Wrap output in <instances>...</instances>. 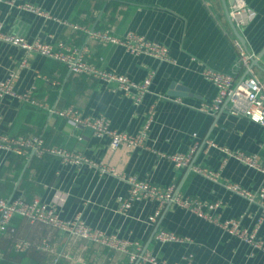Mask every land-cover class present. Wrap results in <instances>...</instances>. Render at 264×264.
<instances>
[{
    "label": "crops",
    "instance_id": "obj_1",
    "mask_svg": "<svg viewBox=\"0 0 264 264\" xmlns=\"http://www.w3.org/2000/svg\"><path fill=\"white\" fill-rule=\"evenodd\" d=\"M9 1L0 0L2 33L17 34L29 42L40 39L56 44L63 40L74 46L85 45L87 61L134 81H142L150 71L154 74L148 92L135 104L131 96L113 91L101 80L69 72L59 61L27 54L0 39V79L13 71L14 91L22 93L33 87V97L45 106H34L13 95L2 97L0 133L41 135L48 145L79 151L96 164H64L49 154L39 158L0 149V197L22 195L28 201L54 203L62 218L80 215L87 225L137 240L142 250L168 262H178L191 253L189 264H264V246L254 248L189 210L165 204L156 220L149 222L148 217L158 207L156 201L134 200L121 211L118 199L128 196L127 178L133 175L159 187L174 184L182 196L219 201L217 211L222 220L239 218L243 227L255 229L264 244V210L257 202L224 187V183L232 182L257 190L264 186V174L207 145L212 140L257 153L264 161V126L229 113L228 104L216 112L201 109L217 93L216 86L201 74L205 66L238 77L245 73L238 74L237 51L231 40L234 31L228 13L235 0ZM243 1L256 16L238 32L252 60L258 59L250 73L264 85V54L258 58L264 47V0ZM21 2L40 6L48 15L25 10ZM70 23L109 29L117 35L141 34L164 44L170 61L87 39ZM24 58L26 65H22ZM70 104L85 113L104 114L112 128L129 134H137L152 113L145 146L111 149L108 138L94 136L88 128H74L48 110ZM194 144L193 162L217 170L218 180L176 168L167 157L185 153ZM103 168L106 172L101 171ZM12 225L17 237L34 244L46 239L49 249L31 247L17 252L12 238L0 232V264H121L127 260L124 253L21 216H14ZM160 228L174 231L184 241L157 242L154 234Z\"/></svg>",
    "mask_w": 264,
    "mask_h": 264
},
{
    "label": "built area",
    "instance_id": "obj_2",
    "mask_svg": "<svg viewBox=\"0 0 264 264\" xmlns=\"http://www.w3.org/2000/svg\"><path fill=\"white\" fill-rule=\"evenodd\" d=\"M9 3H15V0H10ZM19 5L23 9L36 14L48 15L40 6L27 2H21ZM228 14L235 28L239 30L255 18L256 11L243 0H235L232 2ZM70 24L74 28L81 29L86 34L87 39H93L103 44L120 45L126 51L133 54H146L154 56L159 60L170 61L168 49L164 44L149 40L141 34L127 32L117 35L109 29H98L77 23ZM0 39L19 46L27 54L37 53L59 61L66 66L69 72L101 80L110 86L113 91H121L131 96L135 104H138L145 93L148 92L151 78L154 74V71H150L142 81H134L126 74L105 69L85 59V54L88 51L85 45L74 46L63 40H57L56 44L40 39L29 42L20 35L6 34L1 31ZM231 40L237 51L236 66L240 68L241 74L244 71L245 73L238 77L231 72L205 66L201 74L216 86L217 93L212 102L202 106L201 109L207 112H216L222 106L228 104L227 111L229 113L246 116L250 120L264 126V85L250 73L251 54L248 53L245 46L234 34ZM26 64L27 60L24 58L22 65ZM13 83V71L9 72L4 79H0V99L4 96L13 95L20 101H27L37 107H45L43 103L33 97V87L25 92L16 93L13 89ZM173 100L180 101L179 98ZM48 110L64 118L74 128H88L94 136L108 138V145L111 149H117L121 146L128 149L144 147L147 131L153 120V114L150 113L143 128L137 134H129L126 131L112 128L108 118L104 114L85 113L73 104L58 109L49 107ZM207 145L216 147L225 157H233L239 162L264 174V161L259 154L246 153L240 148L221 146L212 140L207 141ZM0 149L14 154L27 155L31 153L39 158L49 154L57 157L64 164L82 165L88 163L96 165L79 151L69 150L60 145H48L41 135L32 133H0ZM195 149L196 144L185 153L178 152L169 156L167 155V157L176 168L202 174L213 181L218 180L219 172L217 170H212L193 162ZM101 171L106 172V169L103 168ZM127 180L129 183L128 196L125 198L118 197L121 211L126 210L134 200H154L158 203V207L148 217L149 222H154L161 208L165 204L172 203L189 210L199 217L218 224L230 235L249 243L254 248L261 249L264 246L263 242L256 237L255 229L249 231L243 227L239 218L229 217L222 220L217 211L220 205L219 201L182 196L175 191L174 184L159 187L146 180L139 179L135 175L128 177ZM224 187L251 202H257L264 210V186H261L257 190H249L238 183L229 182L224 183ZM16 215L30 222L42 223L56 228L67 236H77L115 252L124 253L127 255V260L121 264H189L192 257V254L188 253L178 262H168L150 251L142 250L137 240H130L115 233H108L87 225L80 215L72 218H62L54 203H45L38 199L28 201L22 195L9 198L0 197V232L12 238V246L17 252L26 251L31 247H35L38 250H47L49 249V243L46 239H42L39 243L34 244L27 239L17 237L16 229L12 225V218ZM154 237L160 243L184 241V237L174 231L162 228L155 232Z\"/></svg>",
    "mask_w": 264,
    "mask_h": 264
},
{
    "label": "water",
    "instance_id": "obj_3",
    "mask_svg": "<svg viewBox=\"0 0 264 264\" xmlns=\"http://www.w3.org/2000/svg\"><path fill=\"white\" fill-rule=\"evenodd\" d=\"M227 13H228V10H226ZM229 22H230V25L234 31V34L235 36L241 41V43L245 46V41H244V38L242 37V35L238 32V30L235 28L234 26V23L231 21V19L229 18ZM264 54V47L262 48L261 52L259 53L258 55V58L261 57L262 55ZM258 62V59L257 58H254L250 64V67L253 65V64H257Z\"/></svg>",
    "mask_w": 264,
    "mask_h": 264
},
{
    "label": "trees",
    "instance_id": "obj_4",
    "mask_svg": "<svg viewBox=\"0 0 264 264\" xmlns=\"http://www.w3.org/2000/svg\"><path fill=\"white\" fill-rule=\"evenodd\" d=\"M238 70H239V73H238V74H240V73H241V70H240V68H238Z\"/></svg>",
    "mask_w": 264,
    "mask_h": 264
}]
</instances>
